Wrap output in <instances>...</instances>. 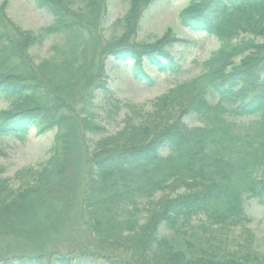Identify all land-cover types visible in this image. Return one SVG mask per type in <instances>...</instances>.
I'll return each instance as SVG.
<instances>
[{
  "label": "trees",
  "instance_id": "1",
  "mask_svg": "<svg viewBox=\"0 0 264 264\" xmlns=\"http://www.w3.org/2000/svg\"><path fill=\"white\" fill-rule=\"evenodd\" d=\"M106 1L33 0L54 22L34 34L0 8V101H18L0 137L58 131L48 162L18 170V188L0 168V245L21 249L0 264H264L252 248L223 251L211 236L202 245L207 232L245 229L247 201L264 205V0H190L181 24L216 36L220 50L153 112L129 106L113 135L101 118L121 106L98 104L110 93L106 61L132 62L148 88L156 82L146 65L172 74L182 65L165 40L104 46ZM55 36L54 56L36 63L30 51ZM195 220L205 222L189 238Z\"/></svg>",
  "mask_w": 264,
  "mask_h": 264
},
{
  "label": "rangeland",
  "instance_id": "2",
  "mask_svg": "<svg viewBox=\"0 0 264 264\" xmlns=\"http://www.w3.org/2000/svg\"><path fill=\"white\" fill-rule=\"evenodd\" d=\"M73 1L74 7L80 8L84 0ZM190 3V0H135L134 2L133 0H107L106 5L103 4L104 21L100 35L104 46L119 43V39L123 37H127L140 48L165 40L172 55L182 65V72L178 74L160 73L155 68L146 65L147 71L156 82L153 88H148L136 82L132 73L129 72L132 62L117 64L109 58L106 62L109 76L107 84L110 93L102 97L98 104L106 106L120 104L122 111L118 115H113L111 119L102 115L101 123L108 129L105 135H113L123 129V122L126 121L131 109L129 106L136 105L145 110L144 113L153 112L154 102L158 98L163 97L169 90L203 74L205 63L220 50L221 42L216 36L192 33L181 24L182 13L189 11L192 6ZM4 4L7 5L6 14L10 21L22 30L34 34L54 23L53 17L44 10H38L33 0H0V8ZM130 29L134 31V34ZM174 37L185 39L188 43L171 45ZM242 37L236 39L234 43L242 40ZM245 39L263 42L262 38L256 39L248 34ZM61 42V37H50L45 41L44 46L34 47L30 54L36 63H41L54 56L52 48ZM244 58L246 57L235 58L232 65L227 67L226 73L238 67ZM17 104V100H1L0 119L7 112L15 111ZM57 132V130H52L47 134L38 135L37 131L32 129L24 139L0 137V168L5 171L4 177L12 180L13 186L18 188L21 184L15 179L18 170L39 169L41 165L48 162L54 152ZM183 192L185 190H179V193ZM245 205L246 215L251 220L245 225V229H234L223 235H220L218 231L207 232L202 245L207 246L206 242L213 240L214 237L211 244L218 243L223 251L248 247L252 248L255 254L257 252L259 255H264V205L256 199L247 201ZM202 222L205 221H193L192 228L188 230L189 238ZM6 244L5 246L0 245V259L1 257L12 258L14 255L21 254L17 243L11 241Z\"/></svg>",
  "mask_w": 264,
  "mask_h": 264
}]
</instances>
